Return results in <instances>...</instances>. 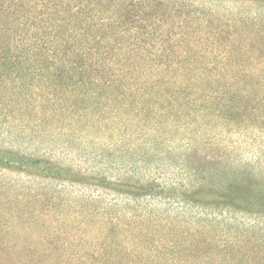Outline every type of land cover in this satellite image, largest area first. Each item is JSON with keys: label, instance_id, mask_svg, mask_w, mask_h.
Masks as SVG:
<instances>
[{"label": "trees", "instance_id": "16d2710c", "mask_svg": "<svg viewBox=\"0 0 264 264\" xmlns=\"http://www.w3.org/2000/svg\"><path fill=\"white\" fill-rule=\"evenodd\" d=\"M229 1L0 0V134L102 133L120 153L110 178L107 162L83 172L1 145V168L93 187L69 203L98 223L75 243L0 239V264H264V18L225 20ZM232 1L264 11V0ZM236 42L250 62H229ZM222 50L228 62H216ZM178 132L175 175L146 172L134 153L169 155L159 146ZM245 140L250 159L235 154ZM56 223L42 232L55 236Z\"/></svg>", "mask_w": 264, "mask_h": 264}, {"label": "rangeland", "instance_id": "374dc122", "mask_svg": "<svg viewBox=\"0 0 264 264\" xmlns=\"http://www.w3.org/2000/svg\"><path fill=\"white\" fill-rule=\"evenodd\" d=\"M191 1L198 2L199 0ZM219 5L218 11L220 16H224L225 20H229L231 16L240 12L252 18L257 11L264 18V11L262 9L258 10L257 3L231 0ZM229 29V32L234 30L233 28ZM235 44L236 46L232 48L234 57L229 62H250L246 60V54V56L242 55L244 57L239 58V47L242 44L238 42ZM221 54H224V50L221 51L216 62H228ZM43 132L45 131L40 129L16 127L3 135L0 134V146L3 145L26 155L41 153L43 149H46V152L57 156L65 164L80 168L81 171L84 170L83 172H88L91 167H94V170L98 168L97 171H94L98 172L101 165L103 166L107 162L103 174L110 178L115 176L118 166L112 163L111 158L120 157V153H116L115 138L108 139L102 133H98L93 134L94 140H92L90 134L77 137V133H74L66 139L65 136L54 129L49 132L46 131L44 134ZM185 135L178 132L174 137H169L159 146V149L164 152L170 150L169 155L167 153L156 155L153 153L155 150L152 147H146L139 149L134 153V156H139L149 162L150 166H147L146 172H152V166L159 164L165 173L164 177L169 179L175 175L173 159L178 157L180 151H183L182 138ZM232 139H235V136ZM232 139L229 137L228 140L231 142ZM245 142L238 146L235 151L240 159H250L253 152L252 148H255L251 147L253 144L249 140H245ZM132 143L134 146L140 144L136 138L132 140ZM101 152H103V155ZM262 163L264 164V160H262ZM60 189H62V192L57 194ZM80 190L82 189L76 185L66 188L56 181L42 179L37 176H27L18 169L10 170L0 167V239L9 241L40 240L41 236L44 235L48 240L54 238H58V240L70 239L75 243V240L83 238L84 234L96 238V231L90 229L94 223H98V219L93 216L90 222V218H87L84 212L81 211L78 214L77 207L69 203L70 200H77L78 195L92 193L91 191L94 188H87L83 190V194H78L82 193ZM67 198L69 199L66 201ZM152 207L159 208L158 206ZM48 208H52L49 213L52 217H42L38 221L34 219V215H40L41 210H48ZM26 209L30 210L29 216L31 217L28 222V229L24 231L25 224L21 220V216ZM93 209L94 207H92ZM55 220H57V223ZM51 222L57 225L58 233L55 236L42 232L45 229L52 232Z\"/></svg>", "mask_w": 264, "mask_h": 264}]
</instances>
